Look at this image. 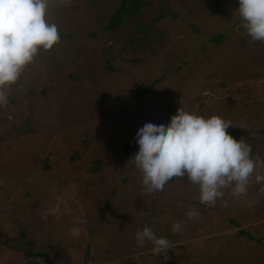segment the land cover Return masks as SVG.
<instances>
[{
	"label": "rangeland",
	"instance_id": "1",
	"mask_svg": "<svg viewBox=\"0 0 264 264\" xmlns=\"http://www.w3.org/2000/svg\"><path fill=\"white\" fill-rule=\"evenodd\" d=\"M121 1L48 0L60 38L6 86L0 264H45L30 250L54 264H264V41L246 34L238 0L221 12L215 0H144L109 29ZM180 107L221 116L251 145L261 164L244 193L201 203L186 176L145 190L135 133ZM142 226L168 248L138 244Z\"/></svg>",
	"mask_w": 264,
	"mask_h": 264
},
{
	"label": "clouds",
	"instance_id": "2",
	"mask_svg": "<svg viewBox=\"0 0 264 264\" xmlns=\"http://www.w3.org/2000/svg\"><path fill=\"white\" fill-rule=\"evenodd\" d=\"M47 7L48 0H0V106L7 103L6 86L17 81L38 48L49 49L60 38L57 25L46 19ZM235 10L250 39L264 41V0H238ZM230 125L217 114L204 116L183 107L167 121L145 122L135 133L139 147L132 155L145 190L160 191L173 177L186 176L198 184L201 203H214L229 186L234 196L244 193L261 161L250 155V144L226 131ZM255 179L259 182L264 176L257 174ZM180 227L175 223L172 231ZM135 237L141 245L150 241L154 253L168 248V240L148 226L137 229Z\"/></svg>",
	"mask_w": 264,
	"mask_h": 264
},
{
	"label": "trees",
	"instance_id": "3",
	"mask_svg": "<svg viewBox=\"0 0 264 264\" xmlns=\"http://www.w3.org/2000/svg\"><path fill=\"white\" fill-rule=\"evenodd\" d=\"M143 1L144 0H122L120 8L115 13H113V15H111L107 25L108 28L113 29L119 27L123 23L125 14L136 15L137 13H139L141 7L144 5ZM221 3H222L221 0H215L214 5L217 11L219 12L223 11L221 8ZM222 36H223L222 34H219L218 36H215L212 39L216 41H220ZM142 93L143 92H140V94ZM132 146L133 143L130 139L129 142H127L126 144V151L128 152ZM242 233L246 234L249 238H252L250 233L244 231H242ZM257 240L258 242H260V239ZM35 254L38 255L39 258H41V260L44 261L45 264H54L47 253L41 254L37 250H30L26 252V255L29 256H33ZM35 263L40 264L38 261Z\"/></svg>",
	"mask_w": 264,
	"mask_h": 264
},
{
	"label": "bare ground",
	"instance_id": "4",
	"mask_svg": "<svg viewBox=\"0 0 264 264\" xmlns=\"http://www.w3.org/2000/svg\"><path fill=\"white\" fill-rule=\"evenodd\" d=\"M92 102V101H91Z\"/></svg>",
	"mask_w": 264,
	"mask_h": 264
}]
</instances>
